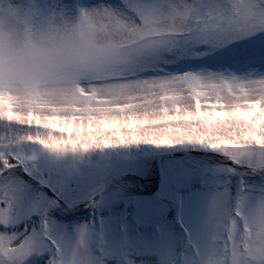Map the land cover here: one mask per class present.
Returning <instances> with one entry per match:
<instances>
[{
    "label": "rangeland",
    "instance_id": "1",
    "mask_svg": "<svg viewBox=\"0 0 264 264\" xmlns=\"http://www.w3.org/2000/svg\"><path fill=\"white\" fill-rule=\"evenodd\" d=\"M59 2L74 10L78 3L109 4L122 0ZM136 2L155 22L166 19L174 26L183 18L185 28L179 32L172 27L149 33L145 37L149 42L141 53V70L102 77L112 82L107 94L82 88L83 102L73 99L57 104L34 92L27 98L28 107L21 110L16 95L0 88V162L6 168L37 176L68 205L86 203L103 182L121 172L150 176L157 155L182 151L184 145L225 153L253 167L264 166V38L244 40L215 53L182 43L194 32L217 28L241 34L257 30L264 26V0ZM196 116L202 119L194 120L192 117ZM185 118L188 121L181 122ZM164 119L172 123L153 125ZM5 140L14 141L15 149L5 150ZM229 147L239 151L229 152ZM77 166L82 173H74ZM62 167L71 171L64 183ZM164 169L166 174L163 173L158 191L144 186L143 192L138 182L126 179L111 187L116 191H108L94 205L105 210L103 207L120 200L125 192L134 191L143 198H126L129 201L120 213L101 212L98 224L87 220L70 227L51 218L48 200L40 199L39 193L21 177L9 176L16 181L12 187L22 190L23 197L13 209L10 203L0 208V221L9 225L7 232H0V258L9 264L30 261L51 251V240L57 246V264H198L205 250L214 254L217 246H225V241L234 245L227 232L224 239H213L223 227V206L226 201L243 202L263 193L264 184L241 180L235 196L231 179H207L206 175L211 176L213 171L207 162L196 157L167 159ZM171 171H178L176 179L171 178ZM226 172L241 178L226 168L221 173ZM198 178L197 187L198 182L193 180ZM10 184L11 180L0 186L9 196ZM170 209L176 213L174 219L169 215ZM31 215H45L48 224L42 225L41 235L40 219L30 223ZM175 220L184 237L176 234ZM17 235H24L19 247L12 244ZM1 252H5L4 256Z\"/></svg>",
    "mask_w": 264,
    "mask_h": 264
},
{
    "label": "clouds",
    "instance_id": "2",
    "mask_svg": "<svg viewBox=\"0 0 264 264\" xmlns=\"http://www.w3.org/2000/svg\"><path fill=\"white\" fill-rule=\"evenodd\" d=\"M172 27L179 32L185 19L174 26L166 19L157 23L136 0L78 3L74 10L59 0H0V88L16 95L21 110L34 92L57 104L83 102L82 88L107 94L112 82L102 77L139 72L149 42L145 37ZM257 38H264V26L249 34L224 28L194 32L182 43L215 53ZM4 144L5 150L16 147L12 140ZM222 223L213 239H224L227 232L234 245L225 241L214 254L205 250L198 264H264V193L243 202L226 201Z\"/></svg>",
    "mask_w": 264,
    "mask_h": 264
},
{
    "label": "snow or ice",
    "instance_id": "3",
    "mask_svg": "<svg viewBox=\"0 0 264 264\" xmlns=\"http://www.w3.org/2000/svg\"><path fill=\"white\" fill-rule=\"evenodd\" d=\"M9 160L11 161L10 157H9ZM0 169H2V171H0V186L8 185L9 184V180H11V184L9 185V187L7 189V192L11 193L10 196L4 191L3 188H0V207H6L10 203L11 206H12V209H13V207L16 204L21 202L22 197H23V191L22 190H15L12 187V185L15 184L16 181H15L14 178H10L9 177V175H8V169L9 168H6L4 166L3 162H0ZM219 191H221V190H219ZM219 191H217V193ZM50 206H52V205H50ZM42 224H43V227L47 226L48 221H47L46 218L42 221ZM5 226L7 227V225H5ZM23 240H24V235H22V236L21 235H17L15 237V239L12 241V244L15 247H19L23 243ZM48 242H49V244L51 246V251L41 253V256H43L44 254L47 253L48 254L47 264H57L56 257H55V253L57 251V246L51 240H49ZM0 264H9V262L7 260L3 259V258H0ZM104 264H107V262L104 261Z\"/></svg>",
    "mask_w": 264,
    "mask_h": 264
},
{
    "label": "bare ground",
    "instance_id": "4",
    "mask_svg": "<svg viewBox=\"0 0 264 264\" xmlns=\"http://www.w3.org/2000/svg\"><path fill=\"white\" fill-rule=\"evenodd\" d=\"M237 87H238V85H237ZM14 106H16V104L14 105ZM114 122V121H113ZM111 123V122H110ZM140 186H143V185H140ZM153 186V185H152ZM142 190V189H141Z\"/></svg>",
    "mask_w": 264,
    "mask_h": 264
}]
</instances>
